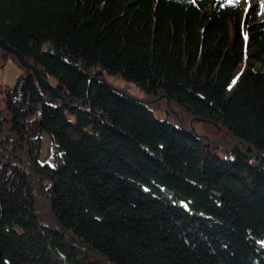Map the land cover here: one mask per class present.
<instances>
[{
    "label": "trees",
    "instance_id": "trees-1",
    "mask_svg": "<svg viewBox=\"0 0 264 264\" xmlns=\"http://www.w3.org/2000/svg\"><path fill=\"white\" fill-rule=\"evenodd\" d=\"M259 6L0 0V39L63 97L25 68L0 92V264H264Z\"/></svg>",
    "mask_w": 264,
    "mask_h": 264
},
{
    "label": "rangeland",
    "instance_id": "rangeland-1",
    "mask_svg": "<svg viewBox=\"0 0 264 264\" xmlns=\"http://www.w3.org/2000/svg\"><path fill=\"white\" fill-rule=\"evenodd\" d=\"M258 3L260 11L257 12V17L261 18L264 16V0H245V4L248 5H255ZM3 52V49L0 47V53ZM9 56L11 57L10 53ZM10 59L9 57L7 60ZM13 60V61H12ZM12 60H8L5 68L2 70L0 68V88L3 89V86H6L7 84L12 85L14 84L15 80L18 78L19 75L25 73L24 67L19 64V62L13 58ZM1 62V61H0ZM23 76V75H22ZM105 78L109 81V84H111L114 87H117L120 90H125L127 91L130 95L136 96L139 98H150L148 97L147 93H144L139 87L132 82L131 80L116 76L113 74H105ZM45 87V86H43ZM157 101V100H155ZM162 108V107H159ZM193 126H195L196 130L199 132H202V130L199 128L200 124L198 122L193 121ZM194 129V128H193ZM203 133V132H202ZM40 139H41V144L39 147L40 153L38 154L40 161L45 160L46 154L48 152V147L51 143V140L49 139V134L46 128H42L40 131Z\"/></svg>",
    "mask_w": 264,
    "mask_h": 264
},
{
    "label": "water",
    "instance_id": "water-1",
    "mask_svg": "<svg viewBox=\"0 0 264 264\" xmlns=\"http://www.w3.org/2000/svg\"><path fill=\"white\" fill-rule=\"evenodd\" d=\"M0 47L2 49H4L5 51L12 53L14 55L15 59L19 62V64H21L28 71H31L33 73L35 79H36V82H38L40 86H45V87L50 88L52 90V93H53L52 99H54V98H61L62 99L63 98L62 95L59 92L56 91V87L54 85H52L48 80H46L45 78H43L42 76L39 75V72H38L37 68L35 67V65H33L32 63L27 62L26 60L23 59L22 55L19 53L18 50L13 49L11 46H9L6 43V41H4L2 39H0ZM112 87L117 89V90H119L120 92L126 93L131 98H133V99L135 98V99L140 100V101H142L144 103L145 102H154L157 99V98H145V99L139 98V97L130 95L125 90H120V89H118L117 87H114V86H112ZM166 104H167V108L178 116V113L175 110L172 109L169 99H167ZM179 122H180V126L184 128L183 121H181V119H179ZM188 131L190 133L195 132L193 127L190 128V130H188ZM200 136L207 137L206 134L200 135ZM250 156H251V153H250V155H248V157H250Z\"/></svg>",
    "mask_w": 264,
    "mask_h": 264
},
{
    "label": "flooded vegetation",
    "instance_id": "flooded-vegetation-1",
    "mask_svg": "<svg viewBox=\"0 0 264 264\" xmlns=\"http://www.w3.org/2000/svg\"><path fill=\"white\" fill-rule=\"evenodd\" d=\"M9 53H10V52H7V51H5V50H4L3 52L0 53V61H1V62H0V68H1L2 70L5 68V66H6V64H7V61L13 59L12 57L9 56ZM8 57H9L10 59L7 60ZM12 61H13V60H12ZM30 74L32 75V77L34 76L33 73H32L31 71H28V72L26 73V76L29 77ZM22 77H23V76H22ZM2 90H3V89L0 88V92H2Z\"/></svg>",
    "mask_w": 264,
    "mask_h": 264
},
{
    "label": "snow or ice",
    "instance_id": "snow-or-ice-1",
    "mask_svg": "<svg viewBox=\"0 0 264 264\" xmlns=\"http://www.w3.org/2000/svg\"><path fill=\"white\" fill-rule=\"evenodd\" d=\"M237 79H238V77H237ZM232 83L235 84L236 83V80H233Z\"/></svg>",
    "mask_w": 264,
    "mask_h": 264
}]
</instances>
